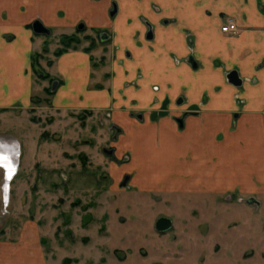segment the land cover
Listing matches in <instances>:
<instances>
[{
  "label": "rangeland",
  "instance_id": "374dc122",
  "mask_svg": "<svg viewBox=\"0 0 264 264\" xmlns=\"http://www.w3.org/2000/svg\"><path fill=\"white\" fill-rule=\"evenodd\" d=\"M188 1L54 0L50 13L32 0L0 5V36L32 41L30 98L0 107V136L14 138L18 152L6 200L0 168V264H255L260 259L264 110L259 130L254 116L243 119L242 91L264 86V57L241 73L242 65L226 66L224 56H209L189 19L180 18L179 3ZM255 1L264 14V0ZM113 4L117 11L109 16ZM219 17L221 28L222 13ZM34 20L49 33L34 34ZM172 25L178 35L165 43L168 31L162 30ZM259 26L264 30V23ZM0 50V73L12 83L9 49ZM71 50L88 55V82L83 92L75 84L60 95L68 82L60 73L61 59ZM234 68L240 86L226 80ZM165 98L167 114L150 120ZM227 100L234 103L230 111H224ZM199 124L213 147L190 157L195 166L206 163L202 177H193V182L198 178L193 186L176 185L173 178L170 186L148 183L147 173H157L159 162L177 153L159 147L157 134L183 140ZM182 168L170 170L172 176L184 173ZM161 216L172 222L164 232L155 228Z\"/></svg>",
  "mask_w": 264,
  "mask_h": 264
},
{
  "label": "crops",
  "instance_id": "0c3cea01",
  "mask_svg": "<svg viewBox=\"0 0 264 264\" xmlns=\"http://www.w3.org/2000/svg\"><path fill=\"white\" fill-rule=\"evenodd\" d=\"M4 1L1 2L0 0V5ZM32 1L31 4L35 6L36 0ZM179 7L180 18L189 19V26L194 29L200 48L202 47L209 51V56H224L226 66L238 65L237 67H239V65H242L239 67L241 73L245 72L242 67L246 64L251 65L250 68H252L260 60H263L264 30L259 25L264 23V14L260 13L255 0H189L186 4L179 3ZM209 9L212 14L207 16L206 10L210 11ZM219 13H222L224 17V24L228 18H231L236 23L238 32L235 35L220 30V26H218L221 20ZM250 25H255L256 28H241V26L249 27ZM162 31H168L167 36L163 38L164 42L168 40V34L171 33L172 35L173 33L171 41L173 43L179 30H177L176 25H172L164 27ZM0 40V47L3 50L9 49L8 54L14 65L12 78L15 80L11 83L0 73V107L11 102L24 104L30 98V78L27 75V70L30 66L29 59L32 51V41L29 37L6 41L2 36H0ZM61 60L60 73L68 82L66 83L67 86L60 90V95L65 94V92L68 93V91L71 92L75 84L79 87V90L81 89L78 93L83 92L86 88V82H88V55L82 50H71V52L64 54ZM242 93L247 99L245 106L247 112L244 113L243 119L246 120L248 115L254 116L256 128L261 130L260 122L262 116L259 118L258 115L264 110V86L245 87ZM233 108L234 103L232 100L224 102V111H230ZM200 171L206 170H197V177L201 178ZM208 175L205 177H208ZM209 177L211 178V175ZM258 256L260 259L255 264H264V252L259 251Z\"/></svg>",
  "mask_w": 264,
  "mask_h": 264
},
{
  "label": "flooded vegetation",
  "instance_id": "af4514ba",
  "mask_svg": "<svg viewBox=\"0 0 264 264\" xmlns=\"http://www.w3.org/2000/svg\"><path fill=\"white\" fill-rule=\"evenodd\" d=\"M3 1L1 0V2H3ZM53 1L54 0H36L35 5H38L39 7H42L45 10L47 9V11H49L51 9H54V7L56 6V5H52ZM78 2L81 3V1H78ZM114 9H115L114 13L111 14V12ZM116 11H117V7L115 4H113L112 8L109 10V16L115 15ZM80 14L81 13L78 14L76 12L77 16L82 15V14L81 15ZM81 26L82 25H79V28H81ZM31 29H32V27H31ZM172 36H173V33H172V35H171V33L168 34L169 38L166 41L167 43L172 41V39H173ZM146 37L150 38L151 33H147ZM201 126H202V124L201 125L200 124L199 125H193V127H191L192 132L190 134H187V137L183 140H181L180 136H177V135L171 134V133H166L164 131H160V133L157 134V138H159V140L157 139L156 141L160 145L159 147H162L166 151L170 150V151L174 152V150H175V151H177V153L174 154V157H172L171 160H166L165 158L163 160H161L159 162L160 164L158 163L159 164L158 165L159 170L157 171V173L153 172L150 175L147 173L148 180H149L148 183L152 182L153 184L154 183L160 184L162 182L163 185L165 184L166 186L174 185V183L176 185H179V183L187 185V186H191V185L193 186L194 185V182L200 177L195 178L194 182L191 179L193 177H197V170L207 169V165H206V163L203 162L202 164L195 166L196 165L195 159H192V158L190 159L192 153H194V151H201L202 153L205 154L208 150L211 151L213 149L211 144L208 142V138H207L208 131H207V129H201L200 128ZM256 127H257V125H256ZM179 141H183V142L178 144ZM141 148L145 149L144 144H142ZM166 151H163V153H165ZM198 157H200V155H198ZM168 161L177 162V165H175V164L170 165L168 163ZM181 166L183 167L182 169H185L184 173L177 172L174 175L175 177L172 176V174H174V172H170V170L175 171L174 167H177L179 170ZM155 174H158V176H156V178H155ZM151 176L153 178H150ZM170 178L175 179L174 183L171 182V184H170V182H168V180ZM178 178L179 179L182 178V179L180 182L177 183L176 179L178 180ZM9 188H10V184H9Z\"/></svg>",
  "mask_w": 264,
  "mask_h": 264
},
{
  "label": "water",
  "instance_id": "95a60500",
  "mask_svg": "<svg viewBox=\"0 0 264 264\" xmlns=\"http://www.w3.org/2000/svg\"><path fill=\"white\" fill-rule=\"evenodd\" d=\"M114 11L115 9L111 12V14H113ZM31 27H32V31L35 34H48L49 33V30L39 20H34L31 24ZM191 65L193 69H195L197 66L194 61H191ZM226 80L234 86H240L242 83V79L239 77L238 72L235 69H232L226 73ZM180 102H181V99L178 100V103ZM167 103H168V99L165 98L161 103L160 109L158 111L152 112L149 116V119L153 121L158 116L166 115L167 114V111H166ZM177 122H178L179 127H182V121L180 119H177ZM9 174H10V171H9ZM124 183L125 182H123L122 184ZM239 201L245 202L249 205L252 204L253 202L257 203L253 198H249L246 200L240 198ZM171 225H172L171 220L168 217H164V216L158 217V219L155 222V228L159 232H164L168 230L171 227Z\"/></svg>",
  "mask_w": 264,
  "mask_h": 264
},
{
  "label": "bare ground",
  "instance_id": "6f19581e",
  "mask_svg": "<svg viewBox=\"0 0 264 264\" xmlns=\"http://www.w3.org/2000/svg\"><path fill=\"white\" fill-rule=\"evenodd\" d=\"M13 139L5 140V141L0 140V157H2V159L0 158V164L5 167V173H6V178L5 180L3 179L4 185L2 192L5 200L7 199V191L9 190V185L7 184L9 171L10 173L12 172V169H14V167L17 164V158H18V152L16 151L17 150L16 141ZM5 154L8 155L6 158H5L6 156ZM2 155L5 156L3 157Z\"/></svg>",
  "mask_w": 264,
  "mask_h": 264
},
{
  "label": "built area",
  "instance_id": "2783aa9c",
  "mask_svg": "<svg viewBox=\"0 0 264 264\" xmlns=\"http://www.w3.org/2000/svg\"><path fill=\"white\" fill-rule=\"evenodd\" d=\"M220 30L222 32H225V33L235 34L238 31V28H237L236 24L233 22V20L229 19L228 21L225 22L224 25H222V27L220 28ZM0 140H4L5 141L4 137H2V136H0ZM13 140H15V139H13ZM16 144H17V142H16ZM17 166L18 165L16 164V166L14 167V169H12V172L9 174V177H8V180H7V184L8 185L10 184L11 180L13 179V177L16 175ZM0 168H2V171H3V177H2V179L5 180V178H6L5 167L0 164ZM3 183H4V181L1 180V185H2L1 191L2 192H3V185H4ZM8 192H9V190L7 191V198H8ZM2 195H3V193H2ZM3 198H4V195H3Z\"/></svg>",
  "mask_w": 264,
  "mask_h": 264
},
{
  "label": "trees",
  "instance_id": "16d2710c",
  "mask_svg": "<svg viewBox=\"0 0 264 264\" xmlns=\"http://www.w3.org/2000/svg\"><path fill=\"white\" fill-rule=\"evenodd\" d=\"M35 57V56H34ZM55 82H56V84H58L59 83V81H57V80H55Z\"/></svg>",
  "mask_w": 264,
  "mask_h": 264
}]
</instances>
